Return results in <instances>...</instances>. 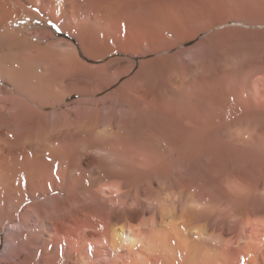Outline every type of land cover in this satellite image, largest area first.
Wrapping results in <instances>:
<instances>
[{
  "label": "bare ground",
  "instance_id": "bare-ground-1",
  "mask_svg": "<svg viewBox=\"0 0 264 264\" xmlns=\"http://www.w3.org/2000/svg\"><path fill=\"white\" fill-rule=\"evenodd\" d=\"M235 4L0 0L17 264H264V9Z\"/></svg>",
  "mask_w": 264,
  "mask_h": 264
},
{
  "label": "rangeland",
  "instance_id": "rangeland-1",
  "mask_svg": "<svg viewBox=\"0 0 264 264\" xmlns=\"http://www.w3.org/2000/svg\"><path fill=\"white\" fill-rule=\"evenodd\" d=\"M194 1H196L197 3H199V4H201V5H209V6H216V5H222V4H224V5H234L235 3V5H238L239 7L240 6H244L243 8L244 9H246L247 7H249V8H247L248 9V16H250V15H252V13H250L251 11L252 12H254L253 11V8H252V6L254 7V9H256L257 11H258V9H259V11L261 10V8L262 9H264V0H223V1H221V0H194ZM243 1V2H242ZM232 2H233V4H232ZM242 2V3H241ZM237 3H239V4H237ZM246 5V6H245ZM252 5V6H251ZM260 7V5H261V8H258V6ZM255 6H257L256 8H255ZM258 8V9H257ZM246 9V10H247ZM255 10V11H256ZM53 23H51V22H48L45 26L43 25V24H37V23H35V24H31L30 25V30L31 31H33L34 29H36V28H38L39 26H42L43 28H45L46 30H48V31H50V32H52L53 33V35H54V38H62V39H64V40H70V41H73L74 43H76V41L74 40V39H72V37L70 36V35H68V34H66V33H63V32H61L60 30L59 31H57V27L55 26V27H53ZM232 25V24H231ZM38 26V27H37ZM257 29H258V27H256ZM200 37H202V35L200 36ZM200 37H198L195 41L193 40V41H190L189 43H187L184 47H183V50L184 49H189V48H191L196 42H197V40L200 38ZM48 43V42H47ZM181 50V49H180ZM82 56V55H81ZM120 55H118V54H114V55H111V56H108V58L107 59H105V61H101V62H94V61H90V60H86L83 56H82V60L84 61V62H86V63H88V64H90V65H100V64H102V63H104V62H106V61H108V60H110V59H113V58H117V57H119ZM139 59H137V61H138ZM110 73L112 74L113 73V71H110ZM123 79H127V77H124ZM122 79V80H123ZM118 86V83L117 84H115V85H113V87L109 90V91H107L108 93H111V92H113V90L116 88ZM99 102L100 103H102V100H99ZM82 104H84L83 103V101H81L80 100V98H78V97H76V96H74V97H71V99L69 98L68 100H67V102H66V104H64L66 107H72L73 108V110H77V109H79L81 106H83ZM63 105V106H64ZM46 111H51V109L50 108H48V109H46ZM10 236H9V234H8V230H7V227L5 228V229H2L1 227H0V264H17V262L18 261H20V258H19V253H21V251H20V249H17L14 245H12V243H11V241H10ZM11 245V247H10V245ZM14 247V248H13Z\"/></svg>",
  "mask_w": 264,
  "mask_h": 264
},
{
  "label": "snow or ice",
  "instance_id": "snow-or-ice-1",
  "mask_svg": "<svg viewBox=\"0 0 264 264\" xmlns=\"http://www.w3.org/2000/svg\"><path fill=\"white\" fill-rule=\"evenodd\" d=\"M53 27H55V25H53ZM57 31H59V29H57Z\"/></svg>",
  "mask_w": 264,
  "mask_h": 264
}]
</instances>
